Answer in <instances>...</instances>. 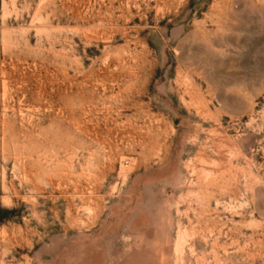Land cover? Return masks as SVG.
<instances>
[{
	"label": "rangeland",
	"instance_id": "rangeland-1",
	"mask_svg": "<svg viewBox=\"0 0 264 264\" xmlns=\"http://www.w3.org/2000/svg\"><path fill=\"white\" fill-rule=\"evenodd\" d=\"M0 264H264V0H0Z\"/></svg>",
	"mask_w": 264,
	"mask_h": 264
}]
</instances>
